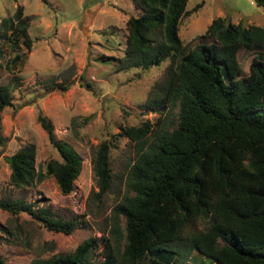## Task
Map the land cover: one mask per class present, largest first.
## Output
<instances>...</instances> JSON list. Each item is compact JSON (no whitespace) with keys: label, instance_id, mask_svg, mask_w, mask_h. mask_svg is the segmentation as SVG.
I'll return each mask as SVG.
<instances>
[{"label":"trees","instance_id":"trees-1","mask_svg":"<svg viewBox=\"0 0 264 264\" xmlns=\"http://www.w3.org/2000/svg\"><path fill=\"white\" fill-rule=\"evenodd\" d=\"M186 1L132 0L139 13L125 22V48L115 70L147 69L165 58L170 63L159 95L148 101L163 112L157 126L151 129L146 120L118 133L134 142V158L100 251L96 239L88 238L70 253L28 264H138L145 257L148 264H264V54L251 59L245 75L235 56L240 46L264 52V27L216 17L202 35L212 41L185 49L177 25ZM252 1L264 10V0ZM1 25L10 49H29V24L20 7ZM9 105L10 87L0 86V112ZM36 120L59 159L35 168V146L27 143L4 158L8 183L19 188L52 176L59 192L68 194L82 157L55 138L44 115ZM108 153L102 140L90 159L95 200L110 186ZM0 208L13 216L26 211L51 231L69 234L76 226L20 200H0ZM191 251L196 257L187 261ZM96 255L102 259L92 262Z\"/></svg>","mask_w":264,"mask_h":264},{"label":"rangeland","instance_id":"rangeland-1","mask_svg":"<svg viewBox=\"0 0 264 264\" xmlns=\"http://www.w3.org/2000/svg\"><path fill=\"white\" fill-rule=\"evenodd\" d=\"M18 7L29 24L30 47L10 49L0 35V86L9 85L11 102L0 112V200H20L32 209H47L76 226L69 234L51 231L26 211L13 216L0 208V260L28 264L70 253L88 238L96 239L95 252H99L100 239L108 236L110 209L123 192L126 170L134 158V142L118 133L121 127L146 120L151 129L157 126L163 112L148 101L159 95L170 60L147 69L115 70L125 48V22L139 13L132 0H0V34L1 20ZM216 17L264 27V10L252 0H187L177 25L184 48L211 42L212 38L202 35ZM259 54L264 52L253 46L237 48L241 75L247 74L251 59ZM14 55L20 60L12 63ZM60 84L67 89H59ZM38 113L51 122L55 138L82 157L68 194L59 192L52 176L19 188L8 183L4 158L27 143L35 146V168L49 158L59 159L36 120ZM102 140L109 143L111 182L95 200L90 196L97 191L90 159ZM195 257L191 251L186 260ZM101 259L91 257L92 262ZM138 264H148L147 258Z\"/></svg>","mask_w":264,"mask_h":264}]
</instances>
